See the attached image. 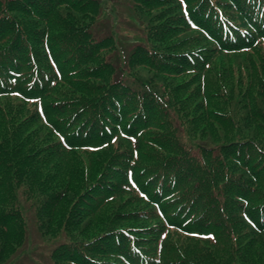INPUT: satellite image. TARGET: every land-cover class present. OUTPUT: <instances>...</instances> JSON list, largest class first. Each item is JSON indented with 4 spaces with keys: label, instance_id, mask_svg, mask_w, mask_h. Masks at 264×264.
<instances>
[{
    "label": "trees",
    "instance_id": "1",
    "mask_svg": "<svg viewBox=\"0 0 264 264\" xmlns=\"http://www.w3.org/2000/svg\"><path fill=\"white\" fill-rule=\"evenodd\" d=\"M134 1L149 41L126 70L98 0H0V96L36 101L0 102V261L27 241L23 189L53 264H264V0Z\"/></svg>",
    "mask_w": 264,
    "mask_h": 264
},
{
    "label": "rangeland",
    "instance_id": "2",
    "mask_svg": "<svg viewBox=\"0 0 264 264\" xmlns=\"http://www.w3.org/2000/svg\"><path fill=\"white\" fill-rule=\"evenodd\" d=\"M176 2L177 0H164L159 9H164L167 15H169V13L173 14L179 9L174 6ZM181 2L184 6L187 5V2L185 0H181ZM98 3L99 4L96 5L95 10L93 11L97 12V14L95 17L96 22L92 25L91 31L94 33L96 39L108 38L107 45L102 50L109 63L114 64L117 67H123L124 69L129 70L128 61L130 58V54L137 46L136 44L141 39L142 41L146 39V42L149 41L147 37L148 34L146 29V19H144L143 15L137 12L134 0H98ZM90 12L92 13V11ZM87 15L88 14L86 13H79L77 11L72 13V16L78 19L76 21L78 24L88 21L89 18L87 17ZM193 27L197 28V26ZM177 30L179 32L173 31L172 36H170V38L166 41L167 43L179 40L194 33V31L185 32L182 27H177ZM188 45L190 48L198 49L200 43H190ZM226 55L233 58L241 56L236 53H228ZM220 61L222 60L220 59ZM134 74L137 75V77L147 79L151 74H153V72L143 67L136 69L134 71ZM216 78L217 76L215 77V80ZM3 101L11 104L14 108H16L17 105H25L27 114L29 113V111H31V103L36 102L34 100H31L30 98H24L19 90L7 95L0 96V102ZM23 110L25 111V109ZM216 127L217 129L219 128L218 126ZM56 135L57 137H60L57 132ZM53 137L54 139H57L56 136ZM120 137L121 139L131 138L130 136L125 135L124 132L120 135ZM192 137L193 138L189 139L188 137L184 136L183 148L184 150L189 149L191 152H194L199 156V150L195 148V146H193V143L199 141L200 139L206 140L208 139V136L204 132V134L195 133V136ZM122 141L123 145H119L118 149H122L126 146L125 144L127 143V141L124 139H122ZM212 142L214 141L208 140V143L206 144L213 145ZM151 149L164 156V151L161 146L153 144ZM79 154L83 155L85 158L87 157V154L83 153L82 151H80ZM24 196L25 194L23 195V189H21L18 199L21 201L22 206L25 209L24 213L26 216L28 227L27 241L25 245L14 255L12 260H9L7 262L0 261V264H53L51 257L52 250L62 241V239L44 236V234L39 229L34 208L32 209L30 207L29 202L26 201ZM157 221L160 220L157 219L156 222ZM150 223H153V221H141L132 223L130 225H147ZM140 231V229H135L132 233L137 237L145 236Z\"/></svg>",
    "mask_w": 264,
    "mask_h": 264
}]
</instances>
